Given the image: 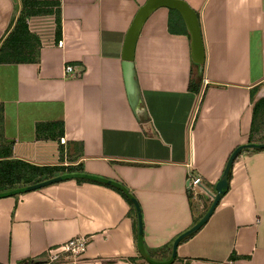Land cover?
Listing matches in <instances>:
<instances>
[{
    "label": "crops",
    "instance_id": "0c3cea01",
    "mask_svg": "<svg viewBox=\"0 0 264 264\" xmlns=\"http://www.w3.org/2000/svg\"><path fill=\"white\" fill-rule=\"evenodd\" d=\"M55 1L58 36L54 12L25 17L37 59L0 61V149L119 182L137 202L141 235L117 186L61 179L0 196V264H37L30 260L77 235L88 237L77 258L65 252L41 264H264V148L250 146L233 158L209 217L171 253L208 208L231 151L264 141L252 120V102L264 96V0H182L201 25L200 76L181 13L155 7L133 48L137 107L122 62L147 0ZM20 8V0H0V43ZM189 173L199 185L187 186Z\"/></svg>",
    "mask_w": 264,
    "mask_h": 264
},
{
    "label": "water",
    "instance_id": "95a60500",
    "mask_svg": "<svg viewBox=\"0 0 264 264\" xmlns=\"http://www.w3.org/2000/svg\"><path fill=\"white\" fill-rule=\"evenodd\" d=\"M159 5H166L169 7H174L181 13L185 23L186 27L189 33L190 38V50H191V60L192 63L195 65L196 68V74L200 76L202 74L204 60H205V53H204V43L201 33V25L199 22L198 15L195 11L192 9H189V7L182 1V0H147L143 5H141L138 10L136 11L130 26L127 30L126 37H125V44H124V55H123V71L125 76V81L127 85V92L129 95V98L131 99V103L134 105V107H137V104L139 103V93L136 87L135 79H134V71H133V48L135 44V40L137 37V34L139 33V30L141 28V25L147 15L157 6ZM250 146L254 148H264V141L261 142H250L243 145L236 146L231 153L229 154L225 166L223 168V171L216 181L214 185L215 192L211 194L212 200L208 206V208L205 210V212L187 229L179 233L172 241L171 246V253L172 256L175 253V247L176 244L180 239L183 237L189 235L190 233L197 230L209 217L211 214L213 208L216 206L219 197L221 195V192L226 188L227 186V172L228 169L232 163L233 158L237 154V152L245 147ZM72 178V177H83V178H89V179H95V180H101L108 183H111L118 188H120L125 195L132 201V203L135 206V209L137 211V220H138V236L141 235V217L139 212V207L137 205V202L133 198V196L127 191V189L121 185L119 182L114 181L112 179H108L105 177H101L98 175L89 174L83 171H70V172H63L60 174H56L54 176L41 179L37 182L28 183L26 185H22L19 187H15L6 191L0 192V196H5L9 194L18 193L24 190L34 189L55 181H59L61 179L65 178ZM44 260L45 259H41Z\"/></svg>",
    "mask_w": 264,
    "mask_h": 264
},
{
    "label": "trees",
    "instance_id": "16d2710c",
    "mask_svg": "<svg viewBox=\"0 0 264 264\" xmlns=\"http://www.w3.org/2000/svg\"><path fill=\"white\" fill-rule=\"evenodd\" d=\"M21 8L13 21V26L0 43V61L18 59V60H35L37 59L38 39L31 34L27 28L25 17L28 14L40 12H54L55 15V34L60 32V12L59 3L55 0H20ZM28 37H32L29 40ZM36 43L34 44V42ZM253 97V95H251ZM264 107V96L252 102V120H258L259 109ZM1 121V106H0ZM262 140V139H258ZM8 145V143H7ZM10 147L0 149V192L15 187L37 182L56 174L70 171H81L80 165H37L22 159L12 158L10 156ZM229 176V169L227 178ZM71 178V177H70ZM77 180H85L82 177H75ZM66 179V178H65ZM133 206L132 201L124 192L116 187ZM227 188V186H226ZM221 192V194L226 190ZM188 236V235H187ZM187 236L183 237L185 239ZM181 239V240H182ZM31 263H45L44 260H30Z\"/></svg>",
    "mask_w": 264,
    "mask_h": 264
},
{
    "label": "built area",
    "instance_id": "2783aa9c",
    "mask_svg": "<svg viewBox=\"0 0 264 264\" xmlns=\"http://www.w3.org/2000/svg\"><path fill=\"white\" fill-rule=\"evenodd\" d=\"M63 70L65 72H71V75L77 76L80 71H74L73 65L66 63L64 65ZM206 78L203 77V83H206ZM200 184V176L197 174L189 173L187 176V186L195 187ZM88 237L85 235H77L74 237H70L63 243L57 246H49L44 250L43 259H45V263H50L56 259H58L62 253H67V255L72 258H77L85 249L87 245Z\"/></svg>",
    "mask_w": 264,
    "mask_h": 264
},
{
    "label": "rangeland",
    "instance_id": "374dc122",
    "mask_svg": "<svg viewBox=\"0 0 264 264\" xmlns=\"http://www.w3.org/2000/svg\"><path fill=\"white\" fill-rule=\"evenodd\" d=\"M257 118H258V125H259L258 126L259 129L257 130V138L264 140V107L259 109ZM61 260H62V255L58 259L52 262L61 261Z\"/></svg>",
    "mask_w": 264,
    "mask_h": 264
}]
</instances>
